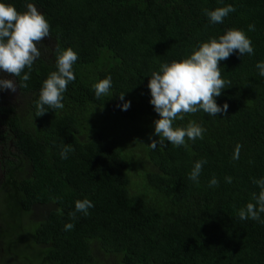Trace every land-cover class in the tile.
<instances>
[{
    "label": "trees",
    "instance_id": "1",
    "mask_svg": "<svg viewBox=\"0 0 264 264\" xmlns=\"http://www.w3.org/2000/svg\"><path fill=\"white\" fill-rule=\"evenodd\" d=\"M0 3L21 13L33 3L50 24L28 81L0 72L17 84L14 102L0 97V264H264V223L238 216L259 194L253 181L264 178V77L256 67L264 62V0ZM228 5L235 11L210 23L204 10ZM229 29L245 32L254 54L220 62L231 83L216 102L227 103V113L186 114L174 127L195 121L206 129L203 139L153 150L152 73ZM58 48L77 53L76 79L63 109L37 117ZM109 76V94L97 98L93 86ZM66 145L74 151L62 159ZM200 160L207 163L196 183L188 177ZM213 177L218 186L210 187ZM83 199L94 207L71 218ZM68 223L74 228L66 231Z\"/></svg>",
    "mask_w": 264,
    "mask_h": 264
},
{
    "label": "clouds",
    "instance_id": "2",
    "mask_svg": "<svg viewBox=\"0 0 264 264\" xmlns=\"http://www.w3.org/2000/svg\"><path fill=\"white\" fill-rule=\"evenodd\" d=\"M26 11L18 12L15 6L0 3V72L19 77L22 81L30 79L33 64L41 57L38 45L49 37L50 24L46 17L33 3L26 5ZM210 23H223L229 13L235 11L231 5L219 7L215 10H204ZM249 31H254L255 26L249 25ZM238 52L240 57L245 54H254L251 40L245 32L237 29H229L218 39L212 38L193 50L192 54L181 61H173L170 64H162L159 71H154L148 82L151 100L150 104L158 114L159 119L154 121V134L159 140H151L147 146L155 150L157 145H164L165 141L173 146H185L186 138L191 141L203 139L206 129L189 121L186 127H174V121L183 120L186 114H195L203 111L209 116H217L227 113L229 105L222 107L216 102V98L231 83L222 78L220 62L227 60L233 53ZM78 55L71 48L66 50L57 49L56 71L50 73L43 81L36 103L37 117L48 113L49 109H63L64 93L68 85L74 82L76 77L73 65L78 60ZM260 76L264 77V62L256 65ZM25 69L28 72H25ZM24 73L23 75H21ZM27 83H19L20 87H27ZM97 98L107 96L112 87L111 76L99 81L94 86ZM10 90L16 92L17 84L13 80L0 77V91ZM121 101L124 94L119 95ZM131 102H125L122 110L127 111ZM241 145H237L233 159L238 160ZM74 151L71 145H66L61 150V158L66 159L67 154ZM206 160L197 161L189 173V179L199 182V176ZM227 183H232V177H225ZM259 188V194L253 195L255 203L249 202L245 208L238 212L240 220L251 219L264 223L261 214L264 213V178L254 180ZM209 186H218V180L213 177ZM94 204L88 200H77L75 212L70 217L75 219L76 212L89 214V209ZM74 228V224L65 225V230Z\"/></svg>",
    "mask_w": 264,
    "mask_h": 264
},
{
    "label": "rangeland",
    "instance_id": "3",
    "mask_svg": "<svg viewBox=\"0 0 264 264\" xmlns=\"http://www.w3.org/2000/svg\"><path fill=\"white\" fill-rule=\"evenodd\" d=\"M9 79L8 76H5L4 79ZM10 80V79H9ZM0 97H8V98H12V94L10 92V90H3L0 91ZM141 163H143V159H141ZM143 167L141 166L137 171L133 170L130 174V179L133 183H136L140 180L141 178V174H143Z\"/></svg>",
    "mask_w": 264,
    "mask_h": 264
},
{
    "label": "flooded vegetation",
    "instance_id": "4",
    "mask_svg": "<svg viewBox=\"0 0 264 264\" xmlns=\"http://www.w3.org/2000/svg\"><path fill=\"white\" fill-rule=\"evenodd\" d=\"M10 92H11V94H12V98H7V101H8L9 103H12V102L15 101L16 94H15V92H12V91H10Z\"/></svg>",
    "mask_w": 264,
    "mask_h": 264
},
{
    "label": "water",
    "instance_id": "5",
    "mask_svg": "<svg viewBox=\"0 0 264 264\" xmlns=\"http://www.w3.org/2000/svg\"><path fill=\"white\" fill-rule=\"evenodd\" d=\"M16 93V92H15Z\"/></svg>",
    "mask_w": 264,
    "mask_h": 264
}]
</instances>
